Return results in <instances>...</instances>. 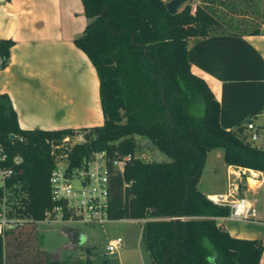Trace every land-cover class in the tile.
<instances>
[{
	"label": "trees",
	"instance_id": "obj_1",
	"mask_svg": "<svg viewBox=\"0 0 264 264\" xmlns=\"http://www.w3.org/2000/svg\"><path fill=\"white\" fill-rule=\"evenodd\" d=\"M81 3L88 23L74 42L99 76L104 121L80 128L90 130L87 140L68 152L51 144L74 129L20 128L8 95L0 94V145L8 155L0 168L14 169L6 186L27 189L29 214L25 223L0 234V264H91L89 258L49 257L35 235L53 205L49 178L60 154L68 153L76 165L96 149L131 156L122 175L110 176L109 217L150 219L142 223L141 237L151 264H259L262 242L233 237L220 226L217 217L229 207L208 199L198 184L209 151L222 149L228 165L264 171V149L247 140L252 117L234 129L221 126L214 93L191 71L187 40L261 33L264 0H199L194 6L188 0L174 14L165 0ZM12 44L0 39L3 57ZM138 137L168 159L135 156Z\"/></svg>",
	"mask_w": 264,
	"mask_h": 264
},
{
	"label": "crops",
	"instance_id": "obj_2",
	"mask_svg": "<svg viewBox=\"0 0 264 264\" xmlns=\"http://www.w3.org/2000/svg\"><path fill=\"white\" fill-rule=\"evenodd\" d=\"M87 23L81 0H0V39L13 41L8 63L0 70V94L8 95L20 128L75 129L103 123L99 76L74 42ZM187 54L191 71L206 81L219 103L221 126L234 129L252 117L264 128V27L254 35L191 37ZM222 168L226 185L219 191L206 188L203 194L230 192L254 199L241 185L244 179V185L254 183L249 177L253 170L226 162ZM259 201L264 203L263 195L255 199ZM256 216L219 223L233 237L261 241L259 264H264V215Z\"/></svg>",
	"mask_w": 264,
	"mask_h": 264
},
{
	"label": "built area",
	"instance_id": "obj_3",
	"mask_svg": "<svg viewBox=\"0 0 264 264\" xmlns=\"http://www.w3.org/2000/svg\"><path fill=\"white\" fill-rule=\"evenodd\" d=\"M8 63V59L0 54V70ZM246 131L248 133L247 140L254 143L263 137L264 128H259L252 120L247 122ZM74 135H66L61 138L58 143H53L54 148H65L67 151L71 149V143L79 137L82 141L87 140V134L90 130L75 129ZM92 135V134H91ZM95 137V134L91 136ZM76 142V143H81ZM76 145V144H74ZM73 145V146H74ZM73 149V148H72ZM8 157L6 150L0 145V163ZM131 160L130 155H111L106 149H96L85 156L79 163L72 165L68 153H61L54 165L49 178L50 200L52 207L44 212V219H58L59 221L84 222L88 224H105L112 219L109 217L110 205V176L113 172H124L126 163ZM20 159H14V163H19ZM0 168V189L2 196L0 197V234L8 228H13L18 224H23L21 218L12 220L7 217L8 200L6 194L8 186L5 185V178L12 174L13 168L7 167L2 170ZM252 170V169H251ZM243 175H247L243 173ZM249 177L254 179V183H246V190L251 194H255L261 190L264 197V171H249ZM215 204L226 205L229 212L223 216L217 217L219 221H251L255 220L256 202L248 196L242 194L233 197L230 192L215 194L207 197ZM140 223H145L150 219H136ZM124 243L123 237L116 236L115 239L109 240L106 249L115 253Z\"/></svg>",
	"mask_w": 264,
	"mask_h": 264
},
{
	"label": "rangeland",
	"instance_id": "obj_4",
	"mask_svg": "<svg viewBox=\"0 0 264 264\" xmlns=\"http://www.w3.org/2000/svg\"><path fill=\"white\" fill-rule=\"evenodd\" d=\"M193 2L194 0H192ZM252 6L249 7V10L253 8ZM240 17L238 16V18ZM234 18L236 19V17ZM261 139L257 140L255 144L264 149V143H261ZM137 140L140 149L136 151L135 156L156 161L168 159V156L161 151L146 146V139L144 137H138ZM81 141L79 137H76V140L71 143L72 147L68 152L72 150L75 146L74 144H77L76 142ZM217 153H220L219 157L216 156ZM222 155V149H213L207 153L206 165L198 184L201 192L209 187L219 191L226 185L222 168V164L224 163ZM245 182L246 180L244 179L241 183L243 188L246 186L244 185ZM7 190L6 198L9 201L7 217L15 220L17 219V215L21 218L22 222L28 220L29 214L25 207L28 199V191L25 186H21L18 183L8 186ZM261 195V190H259L251 196L258 199ZM11 198H13V201L10 200ZM255 204L258 215L261 213L264 215V203L259 201ZM66 227L79 229L86 239L82 242L79 240L75 241L68 235L65 230ZM141 231L142 223L133 219H115L105 224L96 223L95 225L80 221L43 219L37 224L35 236L38 240L39 248L47 252L49 257L53 259L61 260L81 257L83 259L89 258L91 264H151L150 257L141 237ZM116 236L123 237L124 239V246L118 254L116 252L111 253L106 249L109 240L115 239Z\"/></svg>",
	"mask_w": 264,
	"mask_h": 264
},
{
	"label": "water",
	"instance_id": "obj_5",
	"mask_svg": "<svg viewBox=\"0 0 264 264\" xmlns=\"http://www.w3.org/2000/svg\"><path fill=\"white\" fill-rule=\"evenodd\" d=\"M188 0H170L166 2V7L167 10L169 11V13L174 14L176 13L181 6L186 3ZM65 230L67 231L68 235L74 239L75 241L79 240V241H84L86 238L84 236V234L78 229L75 228H65Z\"/></svg>",
	"mask_w": 264,
	"mask_h": 264
}]
</instances>
